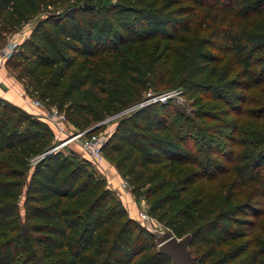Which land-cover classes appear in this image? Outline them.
Listing matches in <instances>:
<instances>
[{
	"label": "trees",
	"instance_id": "obj_1",
	"mask_svg": "<svg viewBox=\"0 0 264 264\" xmlns=\"http://www.w3.org/2000/svg\"><path fill=\"white\" fill-rule=\"evenodd\" d=\"M39 9L46 15L11 53L28 94L80 130L140 104L104 152L145 189L149 212L191 235L198 264H264V240L248 237L264 213V101L248 109L237 153L169 100L141 104L162 74L151 43L167 40L178 42L168 84L243 111L264 85V0H0V36ZM51 136L0 97V264H173L94 163L52 149ZM219 169L233 171L221 190L196 187Z\"/></svg>",
	"mask_w": 264,
	"mask_h": 264
},
{
	"label": "rangeland",
	"instance_id": "obj_2",
	"mask_svg": "<svg viewBox=\"0 0 264 264\" xmlns=\"http://www.w3.org/2000/svg\"><path fill=\"white\" fill-rule=\"evenodd\" d=\"M106 1L108 0H104V2ZM46 13V10L39 9L31 19L24 22L20 27L12 28L10 31L0 36V48L7 47L10 51L6 63L3 66L4 70L8 76H11L22 86L27 94L29 88L26 87V79L19 76L21 68L14 66L16 60L11 57V53L20 48L22 42L29 37L36 23L42 19ZM177 46L178 42H169L167 40H154L151 43V49L155 55L161 57L162 74L159 78L151 80V85L145 94L146 102L155 101L156 99L162 101L169 100L175 109L182 111L201 129L199 131L200 135H214V137H217L221 141L223 150H230L231 152L235 151L237 153L239 146H237L236 140H239L244 136L240 133V130L245 123L252 126L251 122L253 120L247 116L248 109L251 107H257L264 101V85L249 90V102L245 104L244 110L234 111L232 107H229V105L223 101H218L199 92H186L180 86L168 84L167 82L170 81L173 75L171 72L174 69L173 64L176 59L174 48H177ZM47 107L49 106H46L44 109L48 110ZM132 110H134L133 107H130L121 113L109 115L102 121L94 123L91 126L96 125L94 132L109 137L119 120L123 116L129 114ZM29 114H31L34 119H40L37 114ZM46 123L52 129L50 141L52 148L58 146L57 149L63 151L73 150L80 157H86L81 148L80 139L71 140L70 142L61 144L64 137L56 133L52 124L49 122ZM259 123H261V121H259ZM68 130L75 133L80 129L70 126V128L68 127ZM198 140L201 142V138ZM104 153L106 157V171L101 172L99 169L95 168L97 174L104 177L110 187L113 185L110 179L113 178L114 175L117 177L119 185L117 188L112 187L117 198L121 200L126 207L128 215L136 219L145 231L151 233L158 243V246H160L164 240L174 235L173 232L159 219V222L154 224L153 228H148L147 224L140 219L139 211L146 210L149 212L150 207L145 189H136L131 183L128 189L120 187L121 181H129V179L124 176L123 171L117 166L115 155L109 151H105ZM34 160L35 157L31 159V165L34 163ZM223 164L229 166L230 162L224 160ZM213 175L215 176H209L199 180L196 187H203L206 191L221 190L223 183L233 177V171L228 170L224 172L222 169H219L216 170ZM253 220V232L248 237L252 242L256 243L260 240H264V213L258 217H253ZM242 240L244 241L245 239Z\"/></svg>",
	"mask_w": 264,
	"mask_h": 264
},
{
	"label": "built area",
	"instance_id": "obj_3",
	"mask_svg": "<svg viewBox=\"0 0 264 264\" xmlns=\"http://www.w3.org/2000/svg\"><path fill=\"white\" fill-rule=\"evenodd\" d=\"M9 53L10 51L7 47L0 48V67H3L5 65ZM21 95L26 97L30 105H32L37 109H40V112L37 113V116L40 119L52 124L56 133L64 137V140L61 144H65L67 142H70L71 140L80 139L81 148L85 156L89 158L94 163L96 168L99 169L101 172L106 171V166H105L106 157L104 153V146L108 139V136H104L94 131L93 132L89 131L91 127L96 125H93L85 130H79L78 132L75 133L70 132L68 130V127L70 128V126L73 125H71L67 120L64 111H60L55 106L47 107L48 110H46L44 109L46 105L38 98L30 96L27 93H23V92H21ZM143 103H146V100H144L141 104ZM139 105L140 104L132 107L133 109H135ZM57 148L58 146H55L52 149H57ZM129 186H130V182L128 180L121 181L120 187H123V189H128ZM139 217L143 222L147 224L148 228H153L154 224L159 222L158 218H156L146 210H140Z\"/></svg>",
	"mask_w": 264,
	"mask_h": 264
},
{
	"label": "water",
	"instance_id": "obj_4",
	"mask_svg": "<svg viewBox=\"0 0 264 264\" xmlns=\"http://www.w3.org/2000/svg\"><path fill=\"white\" fill-rule=\"evenodd\" d=\"M85 5L88 6L89 4L86 3ZM95 128L96 126H93L89 129V131H92ZM22 231L26 235L25 226H22ZM190 244L191 235H187L185 237L172 235L164 240L160 244L159 248L160 251L168 254L172 258L173 264H198Z\"/></svg>",
	"mask_w": 264,
	"mask_h": 264
},
{
	"label": "crops",
	"instance_id": "obj_5",
	"mask_svg": "<svg viewBox=\"0 0 264 264\" xmlns=\"http://www.w3.org/2000/svg\"><path fill=\"white\" fill-rule=\"evenodd\" d=\"M21 92L26 93L17 81H15L11 76H8V74L4 70V67H0V97L21 107L28 113H39L40 109H37L30 105L26 97L21 95ZM111 179L110 181L114 185H112V187L117 188L119 185L117 177L114 175Z\"/></svg>",
	"mask_w": 264,
	"mask_h": 264
}]
</instances>
